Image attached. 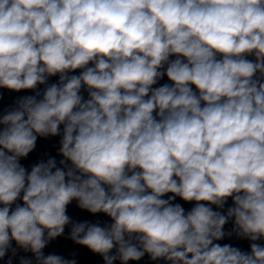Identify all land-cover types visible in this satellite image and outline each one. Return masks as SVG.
<instances>
[{
    "label": "clouds",
    "instance_id": "obj_1",
    "mask_svg": "<svg viewBox=\"0 0 264 264\" xmlns=\"http://www.w3.org/2000/svg\"><path fill=\"white\" fill-rule=\"evenodd\" d=\"M0 88L35 92L0 115V260L76 264L43 252L71 225L104 264H264V0H0ZM49 136L61 167L28 171Z\"/></svg>",
    "mask_w": 264,
    "mask_h": 264
}]
</instances>
